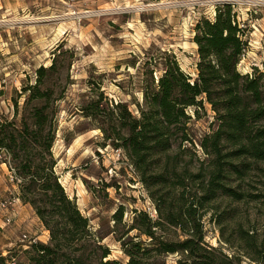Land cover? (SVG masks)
I'll return each instance as SVG.
<instances>
[{
  "label": "rangeland",
  "instance_id": "1",
  "mask_svg": "<svg viewBox=\"0 0 264 264\" xmlns=\"http://www.w3.org/2000/svg\"><path fill=\"white\" fill-rule=\"evenodd\" d=\"M223 3L234 4L240 24L248 25V46L238 70L264 73V0H0V135L23 130L21 135L27 137L35 128L33 113L43 110L38 143L31 145L43 159L55 161L65 192L88 218L110 259L127 260L115 237L126 231L134 209L153 218L157 214L123 149L105 139V124L85 116V107L101 93L108 107L123 102L132 116H138L142 80L150 70L153 78L160 75L162 67L155 60L161 59L162 51L172 53L182 71L195 77V24L213 18L216 6ZM40 66L47 69L38 78ZM187 113L196 153L207 173L210 158L197 141L218 127L217 114L205 99L197 114L192 107ZM257 129H249V135ZM183 159L190 169L201 168L191 152ZM7 161L9 155L0 148V203L15 200L10 223L1 222L0 211V264L12 258L15 264H51L30 244L36 239L50 245L49 231L30 204L31 208L23 206L27 203L19 197L18 182L8 176ZM246 161L249 167L241 178L233 175L228 181L237 186L240 199L218 194L210 202L202 218L204 240L239 264H264V162ZM16 163L11 160L13 167ZM120 206L122 219L114 224L112 215ZM141 239L147 246V238ZM182 257L169 253L162 259L176 264ZM57 259L65 264L70 258Z\"/></svg>",
  "mask_w": 264,
  "mask_h": 264
},
{
  "label": "trees",
  "instance_id": "2",
  "mask_svg": "<svg viewBox=\"0 0 264 264\" xmlns=\"http://www.w3.org/2000/svg\"><path fill=\"white\" fill-rule=\"evenodd\" d=\"M247 37L248 25L240 24L236 6L220 4L213 18L204 17L195 24V77L182 71L172 53L162 51L161 59H153L162 67L160 75L153 78L150 70V76L142 80L143 102L137 105L138 116H132L123 102L108 107L101 93L86 105L85 116L105 124L101 127L105 139L129 158L157 214L153 218L134 209L126 231L115 237L125 262L108 258L109 250L99 243L88 218L60 183L55 161L43 159L35 144L31 145L38 143L36 133L42 131L43 110L33 113L35 128L28 133L25 127L27 137L21 135L23 130L0 135V148L9 155L7 164L20 180V199L32 206L49 231L50 245L32 244L41 257L50 258L51 264H59V256L70 258L65 264H166L164 255L178 253L183 257L176 264H239L205 242L202 218L218 194L240 199L237 186L228 181L233 175L241 178L249 167L247 158L264 162V73L255 69L242 74L238 70ZM52 67L53 62L48 69ZM46 69L40 66L38 78ZM203 99L219 121L216 129L197 141L199 150L210 158L207 173H203V160L196 153L187 113L192 107L197 114ZM253 128L258 129L251 136L248 131ZM188 151L201 168L190 169L183 159ZM11 160L17 161L15 167ZM261 170L264 173V168ZM112 219L114 224L121 222V206ZM168 229H173L172 233ZM131 231L135 235L130 236ZM142 236L147 238V246H142ZM93 242L96 244L91 248Z\"/></svg>",
  "mask_w": 264,
  "mask_h": 264
},
{
  "label": "built area",
  "instance_id": "3",
  "mask_svg": "<svg viewBox=\"0 0 264 264\" xmlns=\"http://www.w3.org/2000/svg\"><path fill=\"white\" fill-rule=\"evenodd\" d=\"M8 172H9V178L10 180H14L16 182H19L20 180L16 177L15 172L12 168H8ZM15 201V200H14ZM14 201L8 202V201H3L2 203H0V211L3 212V218H2V223L4 224H8L11 222L12 218H14V214L12 212V208L13 207V203ZM17 201V198H16ZM11 209V210H10ZM23 238H26V235H23ZM38 241L36 239H32L30 241V244H34L37 243ZM8 264H15L14 259H10L8 261Z\"/></svg>",
  "mask_w": 264,
  "mask_h": 264
},
{
  "label": "crops",
  "instance_id": "4",
  "mask_svg": "<svg viewBox=\"0 0 264 264\" xmlns=\"http://www.w3.org/2000/svg\"><path fill=\"white\" fill-rule=\"evenodd\" d=\"M28 204H23V206H27ZM29 206V205H28ZM30 207V206H29ZM31 208V207H30Z\"/></svg>",
  "mask_w": 264,
  "mask_h": 264
}]
</instances>
